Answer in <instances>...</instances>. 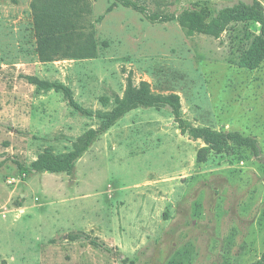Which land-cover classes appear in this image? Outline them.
I'll use <instances>...</instances> for the list:
<instances>
[{
  "label": "rangeland",
  "instance_id": "374dc122",
  "mask_svg": "<svg viewBox=\"0 0 264 264\" xmlns=\"http://www.w3.org/2000/svg\"><path fill=\"white\" fill-rule=\"evenodd\" d=\"M32 1L0 0V264L256 261L264 250V60L254 69L237 62L258 25L230 22L215 37L177 20L149 21L115 0H76L65 15L71 41L41 61ZM38 1L42 10L60 6ZM169 1L140 0L161 13L213 12L239 0ZM77 46L89 54L73 56ZM23 75L62 82L93 112L110 110L129 80H145L154 93L179 96L187 123L253 136L259 153L227 143L199 161L204 143L181 132L168 107H138L99 133L72 171L23 176L14 161L63 154L99 126Z\"/></svg>",
  "mask_w": 264,
  "mask_h": 264
},
{
  "label": "trees",
  "instance_id": "16d2710c",
  "mask_svg": "<svg viewBox=\"0 0 264 264\" xmlns=\"http://www.w3.org/2000/svg\"><path fill=\"white\" fill-rule=\"evenodd\" d=\"M76 0H44L49 7L58 5L59 9L42 10L39 8L38 0H33L31 7L34 11L35 30L37 35V54L41 61H50L58 53L62 39L71 41V34L74 32V24L68 22L67 3ZM119 4L130 7L142 14L149 21L177 20L188 33H203L217 37L224 31L230 22H253L258 25V33L255 34L237 65L240 68L254 69L264 60V6L259 0L250 2L239 0L233 4L223 5L213 10L206 6L186 7L179 12L161 13L150 12L144 2L140 0H115ZM158 6L165 5L169 0H154ZM170 2V1H169ZM75 14V11L73 12ZM70 34V35H69ZM70 43H67V50ZM69 51V50H68ZM73 56H83L87 49L81 46L71 48ZM77 54V55H75ZM31 84L41 90H54L61 92L63 97L73 109L87 115L96 116L99 119V126L89 129L83 137L77 141L72 149L63 154H54L51 150L45 149L29 166L19 161H14L18 171L23 176L38 171L70 172L74 168L75 161L89 147L94 138L109 129L120 117L132 109L138 107H168L181 132L187 133L190 138L200 139L204 146L198 150L199 161L205 159L208 152H221L227 143L247 147L254 155H258L259 149L256 139L250 135H243L239 131L214 130L207 126H194L187 123L181 113L179 96L175 93L161 94L151 91L150 85L145 80L137 84L128 81L123 97L114 98V106L108 111H91L80 105L73 97L70 88L59 81H46L32 75H23ZM107 97H101V103L107 105ZM92 245L105 251H111L103 242L97 239H90ZM250 264H264V250L260 257Z\"/></svg>",
  "mask_w": 264,
  "mask_h": 264
}]
</instances>
